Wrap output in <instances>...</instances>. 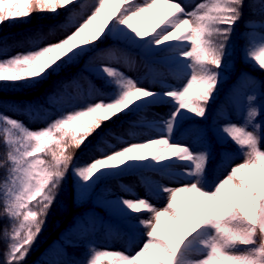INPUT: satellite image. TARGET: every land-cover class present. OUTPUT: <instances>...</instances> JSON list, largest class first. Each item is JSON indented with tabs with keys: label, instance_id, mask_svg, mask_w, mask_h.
<instances>
[{
	"label": "snow or ice",
	"instance_id": "6c2138e0",
	"mask_svg": "<svg viewBox=\"0 0 264 264\" xmlns=\"http://www.w3.org/2000/svg\"><path fill=\"white\" fill-rule=\"evenodd\" d=\"M78 7H83L79 0H0V25L33 12H68L62 24L16 42L15 46L27 43V51L8 56L13 45L0 36V56L4 57L0 58V90L5 86L36 89L110 38L150 55L171 54L163 61L178 65L186 82L162 84L165 90L158 91L109 63L97 72L111 91L94 88L90 95L95 102L66 112L43 128L29 129L0 110L6 157L0 160V168L6 171L0 202L10 225L4 231L5 264H26L69 172L79 195L90 197L104 178L135 168L167 172L180 186L149 185L151 197L126 188L135 198H118L112 208L131 229L128 246L125 250L93 247L85 264H264V125L253 123L258 115L264 116V106L259 112L249 107L243 124L228 122L216 129L219 139L234 144V155L242 157L232 164V157L225 156L222 163L229 170L222 178H209L212 151L205 144L206 131L198 138L205 146L198 150L173 141L187 114L207 118L227 69L229 44L243 19L245 0H201L191 10L184 0H93L86 16ZM260 12L264 15V5ZM245 26L264 28V20H248ZM68 28L74 30L56 38L57 29ZM121 51L111 48L109 60L118 63ZM124 58L128 59L126 54ZM245 58L264 71V33L249 41ZM260 88L264 95V81ZM256 99L254 93L248 95L250 102ZM158 105L168 106V112L150 121L141 116L123 132L105 127L121 116ZM138 125L156 129L159 136L140 140L135 131ZM90 138H95L94 154L77 161L70 149L89 147ZM40 154H50L51 162ZM164 194L163 207L152 203V198H165ZM133 245H139L135 251Z\"/></svg>",
	"mask_w": 264,
	"mask_h": 264
},
{
	"label": "rangeland",
	"instance_id": "374dc122",
	"mask_svg": "<svg viewBox=\"0 0 264 264\" xmlns=\"http://www.w3.org/2000/svg\"><path fill=\"white\" fill-rule=\"evenodd\" d=\"M188 5L189 10L194 3H199L201 0H184ZM93 0H83V15L90 14L91 5ZM77 22L81 17H76ZM74 28H68L67 31L57 29L56 38H61L68 32L73 31ZM39 31L47 32L45 28ZM249 41L251 39H259V35L256 30H249ZM6 44L13 45L11 50L7 52L8 56L15 55L18 52L27 51L29 45L25 43L23 46H15L16 42H22L26 40L23 36L7 35L3 37ZM52 39V38H50ZM108 46L104 48L103 52L94 51L89 52L87 56L81 62L82 57L73 64L80 63L82 71L93 69L97 71L98 68H102L105 64L111 63L113 66L118 67L127 76L138 79L142 86L151 87L158 91L165 90L162 84L167 86H179L186 81L181 79V72L179 66L173 61H163L165 55L160 53L157 55H150L142 49H138L134 46L128 45L123 41L117 42L114 39H108ZM47 42V41H46ZM105 42V41H104ZM117 47L121 49V58L119 62L110 61L108 58V52L111 48ZM124 54L127 55V60L124 58ZM0 58H4L0 56ZM154 70V71H153ZM77 73V76L73 82L66 83L65 90L71 94L88 95L92 89L91 83L88 77L83 72ZM258 80L254 75L248 72L236 73L229 84V88L220 97L215 105L211 117L206 121L204 125L200 122H191L184 124L180 122L179 128L176 129L173 137L174 142H180L189 144L194 150H198L204 147L205 144L210 148L209 137H214L217 142L221 143L216 129L222 127L225 123L232 122L236 124L244 123V116L249 109L250 101L248 95L251 94L253 87ZM6 89H18L20 87L5 86ZM94 89V88H93ZM242 95L244 98H241ZM4 101V107L2 110L6 115L23 122L29 129H40L45 127L54 118V113L51 108L45 109V115L42 116L36 110L30 108L25 100L19 102H12L6 98H2ZM99 99V97H96ZM60 97L53 95L48 96L47 104L52 107H58L60 103ZM95 102V100L91 101ZM168 106H153L143 113L136 115H130L128 119L123 122L118 128H113L117 132H123L129 127V122H134L140 119L141 116L146 117L149 121L156 118L157 115H164L168 112ZM182 123V124H181ZM140 140H147L149 138H156L159 133L154 128H149L146 125H138L135 128ZM207 132L205 144H202L198 139L202 132ZM95 145V144H94ZM92 145V146H94ZM92 146L82 151L76 158L77 161L83 162L90 158L92 153ZM235 153H220L219 159L211 165L213 177L222 178L227 174L228 167L223 165V161L226 155L231 156V163L241 162L242 157L234 155ZM181 164L187 162H180ZM175 171V170H173ZM145 180L153 181L154 184H164L169 187L180 186V181L171 177L167 172H158L151 168H135L124 172L121 175L106 177L99 182L95 191L90 197H81L79 195V189L76 188L72 192V197L76 206L80 207L83 211L82 216L77 218L76 223L71 228L62 229L59 233V239L53 240L48 244L40 253L39 258L58 262L64 254L63 244L69 243L72 240L88 238L92 234L102 229L103 243H100V248H111L113 250H125L128 246V234L131 229L128 228L127 223L114 212L112 208V202L119 199H134L135 196L130 195L125 191L126 188H130L132 192L140 197L149 196L151 192L148 190V184ZM148 186H147V185ZM165 198H152V203L157 207H163L166 204ZM133 216L141 215L147 217L148 213L132 214ZM140 231H143L141 228ZM139 245H133L132 250L135 251ZM37 263V262H36Z\"/></svg>",
	"mask_w": 264,
	"mask_h": 264
},
{
	"label": "trees",
	"instance_id": "16d2710c",
	"mask_svg": "<svg viewBox=\"0 0 264 264\" xmlns=\"http://www.w3.org/2000/svg\"><path fill=\"white\" fill-rule=\"evenodd\" d=\"M79 4L83 6V0H79ZM262 5H264V0H245L243 19L236 26L229 44V58L227 59V69L221 77V83L218 91L216 92L215 99L208 107L207 118L201 119L192 116V114H187L188 118L183 120L182 123L192 121L206 122L211 117L213 108L217 100L224 93L226 88H228L229 81L233 77V73L236 71H247L258 78V83L252 90V94L254 93L257 99L251 101L249 107H254L259 112L262 106H264V95L261 94L260 88L261 82L264 81V71L260 70L258 67H254L245 58V49L249 44L247 35L249 29L245 26V21L264 20V15H262L260 12V8ZM72 7L73 6H69V9H71ZM77 11L82 12L83 7H78ZM67 16L68 12L64 9L59 10V15L33 12L30 17L18 18L12 21H7L0 25V36L5 37L7 35H13L23 36L27 38L35 34L42 28L48 30L53 25L62 24ZM255 30L259 35L261 33H264V28H256ZM108 43L109 42H106V40L102 44L98 43L96 49L101 51ZM86 55L82 56L81 62ZM79 70H81L80 63L71 64L58 74H53L52 76H50L48 80L43 82L36 89L18 88L11 90L3 88L2 90H0V96L12 102L25 100L30 108L36 110V112H38L42 116L45 115V109L49 107L47 105L48 95L53 94L55 96H60L61 103L59 107H51V110H53L54 113V118L52 120H54L62 114L70 112L75 108L84 107L86 103L94 100L90 95L93 90H91L88 95H80L78 93L71 94L65 90L64 85L67 82H73ZM84 74L88 77L92 87H94L95 89H100L105 92L111 91V89L105 88L104 81L100 79V76L96 71L90 69L88 71H85ZM247 111L244 116V122L247 116ZM127 117L128 116H121L119 120L109 122V124L105 125V127H116L120 125L122 121ZM253 123L264 125V116L258 115L257 119ZM90 139L92 140V144L89 145V147L95 144V138ZM209 140L210 149L212 151V159L208 166V175L209 178L212 179L213 174L210 170V166L219 159L220 153H236L237 149L236 146L231 142L226 143L222 140V143H218L211 136L209 137ZM89 147L81 148L80 150L70 149V151H74L77 158L80 152L88 149ZM40 155L44 160L51 162L50 154ZM4 159H6L5 148L2 145V136H0V160ZM5 178L6 171L4 168H0V183H2ZM76 188L75 178L71 175V172H69L68 178L62 186V191L58 198V202L49 213L44 230L33 246L32 251L27 256L26 264H85V261L89 256V250L93 247L100 248L99 244L104 242L102 238V230H99L94 232L92 236L88 238L72 240L69 243L63 244L64 254L58 262L47 261L39 258L42 250L51 241L59 238V233L62 229L71 228L75 225L77 218H80L82 216V210L80 209V207L75 205L72 197V192ZM0 217H3L2 202H0ZM5 229L10 230V225L9 220L6 217H3L0 218V264H5L4 254L6 253L8 246V242L4 239Z\"/></svg>",
	"mask_w": 264,
	"mask_h": 264
},
{
	"label": "bare ground",
	"instance_id": "6f19581e",
	"mask_svg": "<svg viewBox=\"0 0 264 264\" xmlns=\"http://www.w3.org/2000/svg\"><path fill=\"white\" fill-rule=\"evenodd\" d=\"M145 182H146L148 185L154 184V182H153V181H149V180H148V181H147V180H145ZM147 184H146V185H147ZM148 185H147V186H148Z\"/></svg>",
	"mask_w": 264,
	"mask_h": 264
}]
</instances>
